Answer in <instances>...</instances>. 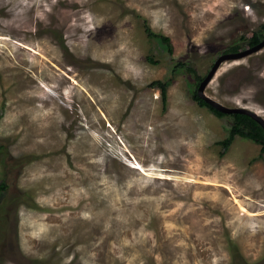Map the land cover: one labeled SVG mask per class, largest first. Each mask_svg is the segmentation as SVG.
I'll use <instances>...</instances> for the list:
<instances>
[{
    "label": "rangeland",
    "instance_id": "374dc122",
    "mask_svg": "<svg viewBox=\"0 0 264 264\" xmlns=\"http://www.w3.org/2000/svg\"><path fill=\"white\" fill-rule=\"evenodd\" d=\"M259 34L264 0H0V264H264V151L194 99ZM205 94L264 118V48Z\"/></svg>",
    "mask_w": 264,
    "mask_h": 264
},
{
    "label": "trees",
    "instance_id": "16d2710c",
    "mask_svg": "<svg viewBox=\"0 0 264 264\" xmlns=\"http://www.w3.org/2000/svg\"><path fill=\"white\" fill-rule=\"evenodd\" d=\"M147 33L153 37L157 43V45L162 49V50H166L168 54H171L172 52V47L170 44V39L169 37L160 34V33H156L153 32L152 30H150L149 28H146ZM260 40V34L257 37V40ZM237 49L234 46H228L226 49L223 50V53H231V52H236ZM185 63L183 62H177L174 66V70L175 69H183L185 67ZM189 73V72H188ZM193 72L191 71L189 73L192 74ZM203 78L196 76V78L194 77V83L195 86H199V83L201 82ZM152 86L156 87L160 90V97L163 103V106H165L166 103V84H164L163 82L159 81V80H155L152 82ZM194 99L201 105V106H206L208 107L216 116L218 117H223V116H230L232 118L230 126L228 128V132L226 137L222 140V144L223 145H229L232 140L234 139V137L236 136V134L238 133H244L246 135V137L250 140H252L253 142L258 143L261 147L262 150L264 151V130L263 128L250 116L246 115V114H242V113H232V114H225L223 112H220L218 110H216L215 108L211 107L209 104H207L204 100H202L198 95H197V91L195 90V95H194ZM2 145H0V149H1ZM7 187V184L5 181H0V195L1 193H3L5 191Z\"/></svg>",
    "mask_w": 264,
    "mask_h": 264
},
{
    "label": "water",
    "instance_id": "95a60500",
    "mask_svg": "<svg viewBox=\"0 0 264 264\" xmlns=\"http://www.w3.org/2000/svg\"><path fill=\"white\" fill-rule=\"evenodd\" d=\"M262 48H264V38L261 42L258 44L247 48L242 51L238 52H231V53H223L220 54L217 59L215 60L213 66L211 67L209 73L201 80L199 83V86L197 88V95L204 100L207 104H209L211 107L215 108L216 110L223 112L225 114H232V113H242L250 116L253 118L264 130V118L260 116L255 110L248 109L245 107H227L224 106L217 101L213 100L212 98L208 97L205 94V87L207 83L211 80L212 76L216 73L218 68L220 67V64L226 60H238L241 58H244L248 55H251L253 53H256L260 51Z\"/></svg>",
    "mask_w": 264,
    "mask_h": 264
},
{
    "label": "flooded vegetation",
    "instance_id": "af4514ba",
    "mask_svg": "<svg viewBox=\"0 0 264 264\" xmlns=\"http://www.w3.org/2000/svg\"><path fill=\"white\" fill-rule=\"evenodd\" d=\"M263 38H264V36H263V37H261V39H260V40L258 39V42H257V43H255L254 45H256V44H258L259 42H261V41L263 40ZM254 45H252V46H254ZM252 46H251V47H252Z\"/></svg>",
    "mask_w": 264,
    "mask_h": 264
}]
</instances>
